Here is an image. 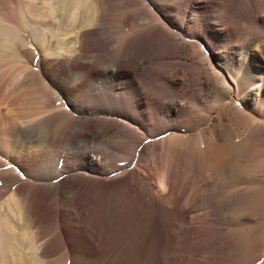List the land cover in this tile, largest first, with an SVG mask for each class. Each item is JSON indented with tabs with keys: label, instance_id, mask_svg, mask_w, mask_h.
<instances>
[{
	"label": "bare ground",
	"instance_id": "1",
	"mask_svg": "<svg viewBox=\"0 0 264 264\" xmlns=\"http://www.w3.org/2000/svg\"><path fill=\"white\" fill-rule=\"evenodd\" d=\"M248 1L256 28L244 35L226 19V0H0V264L60 254L48 264H77L71 251L109 254L99 264H167L130 224L157 203L183 235L168 264L264 261V207L239 195L251 168L264 170V122L253 116L259 107L246 111L252 87L264 84L251 68L263 63L253 47L264 37V0ZM195 48L222 62L200 71L175 60L167 85L220 80L242 99L235 122L251 133L236 145L230 129L198 135L199 150L175 154L172 175L156 183L144 155L158 153L138 156L145 135L128 125L140 112L132 71L146 84L147 62ZM204 171L217 178L212 190Z\"/></svg>",
	"mask_w": 264,
	"mask_h": 264
},
{
	"label": "rangeland",
	"instance_id": "2",
	"mask_svg": "<svg viewBox=\"0 0 264 264\" xmlns=\"http://www.w3.org/2000/svg\"><path fill=\"white\" fill-rule=\"evenodd\" d=\"M225 6L226 19L236 28L242 29L241 31L244 35L250 33L252 30H255L254 9L248 0H226ZM153 11L155 13L154 16L156 19L158 13L156 10ZM151 17L152 16H147L148 19ZM124 33L125 29L119 32H114V35L117 38H121ZM258 34L259 32L255 31L254 36H258ZM225 44H227V41ZM254 47V56L260 57L263 63L259 65L254 64L251 66V68L252 70H257L258 73L264 75V37ZM165 52L166 53L163 54L162 57H158L156 60L146 63L147 69L153 67L152 77L149 78L146 84L142 79L136 78L135 75L137 74V71H132L134 79L132 88L134 87V90H137L136 101L137 103L139 102L140 112H138V123H128L129 127L131 126V131L133 133L138 132V134H140L139 132H141L140 135H142V137L145 135V139L143 138V146L137 148V150L135 149L137 155L139 156V154L143 152L144 148L146 151V149L149 147L155 149L154 152L157 151L158 153V156L155 154L154 156L150 153L144 155V159L148 168L151 169V172L154 171L155 173H152V175L155 181L158 180L156 183H159V181L162 182L167 176L172 175L175 167V154L180 155L182 153L184 158L188 159L190 152H196L199 150V148L196 146L194 147L191 142V140L195 141V138H197L198 135L209 136V134L214 129H230L231 133L233 134L232 144L236 145L251 133L250 127L249 130H247L246 127L239 126L235 122L236 108H243V105L241 104L242 99L237 98L235 93L231 95L227 94L225 92V88L222 87L220 80L212 79L210 82L205 76H202V78L199 75H195L196 77L193 76L189 78L190 80H186L183 83L184 86L181 85V88H170L166 83L167 77H169L171 73L170 66L173 62L178 61L181 64L183 63V65L186 64L189 69L202 71L204 67L206 68L205 70H207L209 69V66H216V64L222 62L220 61L222 56H217L216 54L213 58L208 59L207 54H205V50H200L198 48H195L194 52L190 54L181 53L176 55L172 49H167ZM175 56H178V58ZM223 56H230L231 62L233 61V63L237 58L236 54H229L228 51L224 52ZM186 88L187 90H185ZM252 89L255 93H253V95L249 98V104L251 106L250 110L246 111L247 113L249 112L248 114L251 116V111L255 110L254 108L259 107V112H257L255 115L253 114V116L257 120L264 122V117H262L260 114V111L262 110L260 102L264 100L263 82H257L256 85L252 87ZM130 124H134V128L136 129L137 127V129H141V131L135 132V129L132 128V125ZM93 142L97 141L95 140ZM102 151L103 154H108L106 150ZM263 157L261 158L262 161H264ZM250 164H255L253 159ZM135 166L136 162H133L131 164V168L135 169ZM251 169H253V171L251 174H249L248 183L243 187L244 191L239 194L240 199H243V202H248L249 199L256 198L259 200L260 205L264 207V170L261 169L257 171V169H254L253 167ZM209 174L210 173L205 172L204 177L208 179L209 185L207 188H211L212 190L213 187H216L217 185V178L210 177ZM116 182L120 183V181ZM201 184L202 183L196 184L197 186L194 188L195 193L199 195H205L207 192H204L205 188L202 187ZM107 185L109 186L110 184L108 183ZM250 217L257 223L261 222L260 215L251 214ZM137 219L138 220H136L134 223L130 222L132 225V232L134 231L132 233L133 237L138 238L137 236H139L140 238L137 239V242H139L140 239L141 241L145 240L146 245L149 244L153 249L156 248L158 253L160 252L159 255L162 257V259H164L163 262L168 264L170 261L169 256L171 255L172 248L173 250L176 249L173 254L178 253L179 250L181 251V244L183 241V235L181 236L180 233H176L175 230H173L174 227L170 216L164 212L157 203L155 206L150 207L146 213L144 212V214H142V216ZM47 220H49L48 217ZM177 242L180 244L178 243L176 245ZM93 244L95 245V243ZM179 246L181 248H178ZM60 256L61 254L47 258L42 257L41 260H45V262L48 264L49 261L60 259ZM69 256L72 258V260H75L77 264H99L101 262L98 261L102 259L108 260L109 258V254L107 253L85 257L73 251L70 252ZM103 256L105 257L103 258ZM263 262V260H260L256 264H262ZM60 263H62L61 260L55 264Z\"/></svg>",
	"mask_w": 264,
	"mask_h": 264
}]
</instances>
